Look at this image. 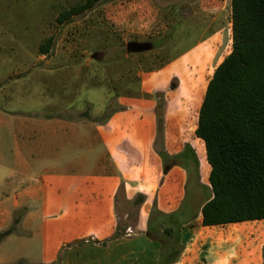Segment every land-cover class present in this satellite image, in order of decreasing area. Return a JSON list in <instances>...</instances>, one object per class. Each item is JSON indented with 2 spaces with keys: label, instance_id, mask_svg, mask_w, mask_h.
Instances as JSON below:
<instances>
[{
  "label": "crops",
  "instance_id": "obj_1",
  "mask_svg": "<svg viewBox=\"0 0 264 264\" xmlns=\"http://www.w3.org/2000/svg\"><path fill=\"white\" fill-rule=\"evenodd\" d=\"M224 1L197 0L202 24L181 29L204 38L122 93L88 86L69 51L44 57L52 48L0 73V189H13L0 198V233L25 210L0 264H264V219L201 224L212 193L194 82L232 44ZM121 202L132 223L118 218Z\"/></svg>",
  "mask_w": 264,
  "mask_h": 264
},
{
  "label": "rangeland",
  "instance_id": "obj_2",
  "mask_svg": "<svg viewBox=\"0 0 264 264\" xmlns=\"http://www.w3.org/2000/svg\"><path fill=\"white\" fill-rule=\"evenodd\" d=\"M84 1L0 0V73L24 67L34 57L43 56L38 46L52 37L51 52L44 57L61 58L69 51L75 64L82 67L88 86L122 93L127 86L135 87L138 71L173 60L204 38L200 31L181 29L183 24H202L206 10H200L197 0H101L86 13L62 25L56 23L60 12ZM224 2L228 11L230 2ZM206 4L210 9L214 3L207 0ZM131 42L150 43L154 50L143 56L127 54L125 47ZM230 51L231 44H225L219 59H224ZM220 63L214 65V70ZM37 66L42 67V63L38 62ZM214 70L209 68L194 82L198 99L205 94ZM115 108L113 99L109 110ZM200 161L202 177L205 163L201 158ZM202 181L205 183L203 177ZM188 189H193V185ZM11 190L0 189V198ZM125 212L129 217L123 223H132L133 207L121 202L118 218L123 220Z\"/></svg>",
  "mask_w": 264,
  "mask_h": 264
},
{
  "label": "trees",
  "instance_id": "obj_3",
  "mask_svg": "<svg viewBox=\"0 0 264 264\" xmlns=\"http://www.w3.org/2000/svg\"><path fill=\"white\" fill-rule=\"evenodd\" d=\"M99 1L85 0L60 12L56 23L86 13ZM230 10L231 51L207 83L195 130L206 154L200 156L202 177L212 193L200 211L204 227L264 219V0H230ZM53 42L46 39L39 53L48 54ZM193 173L198 180L196 162ZM24 213L15 212L0 242L16 233Z\"/></svg>",
  "mask_w": 264,
  "mask_h": 264
},
{
  "label": "water",
  "instance_id": "obj_4",
  "mask_svg": "<svg viewBox=\"0 0 264 264\" xmlns=\"http://www.w3.org/2000/svg\"><path fill=\"white\" fill-rule=\"evenodd\" d=\"M152 49V45L150 43H128L125 47L127 54H139L143 52L150 51Z\"/></svg>",
  "mask_w": 264,
  "mask_h": 264
},
{
  "label": "built area",
  "instance_id": "obj_5",
  "mask_svg": "<svg viewBox=\"0 0 264 264\" xmlns=\"http://www.w3.org/2000/svg\"><path fill=\"white\" fill-rule=\"evenodd\" d=\"M131 234H133V232L131 231L130 228H127L126 231H125V235L126 236H130Z\"/></svg>",
  "mask_w": 264,
  "mask_h": 264
}]
</instances>
